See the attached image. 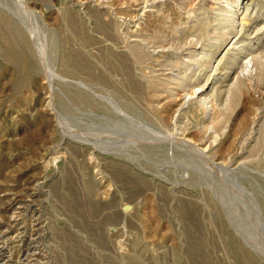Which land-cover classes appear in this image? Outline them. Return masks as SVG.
Segmentation results:
<instances>
[{"label":"rangeland","instance_id":"obj_1","mask_svg":"<svg viewBox=\"0 0 264 264\" xmlns=\"http://www.w3.org/2000/svg\"><path fill=\"white\" fill-rule=\"evenodd\" d=\"M239 3L0 0V264H264V0ZM201 87L206 115L177 100Z\"/></svg>","mask_w":264,"mask_h":264},{"label":"bare ground","instance_id":"obj_2","mask_svg":"<svg viewBox=\"0 0 264 264\" xmlns=\"http://www.w3.org/2000/svg\"><path fill=\"white\" fill-rule=\"evenodd\" d=\"M162 1V0H161ZM238 1V0H237ZM242 1L243 0H240V3H239V5L242 3ZM152 4H154L153 2H152ZM149 5V4H148ZM225 5V4H224ZM238 5V6H239ZM147 6V5H146ZM118 7V6H117ZM139 8V7H138ZM137 8V9H138ZM141 9V8H140ZM229 9V8H228ZM231 9V8H230ZM233 9V8H232ZM123 10V9H122ZM144 11V10H143ZM142 11V12H143ZM136 12V11H135ZM188 13V12H187ZM133 14V13H132ZM138 14H139V12H138ZM142 14H144V13H142ZM185 14V13H184ZM229 14V13H228ZM142 16V15H141ZM231 16V15H230ZM187 18H188V16H186ZM135 18V17H134ZM133 18V19H134ZM4 17L2 16V14L0 13V28H1V30H3V27L4 28H6V35H8V36H15L14 35V29L12 28V27H10L9 26V24L8 23H5L4 22ZM127 19V18H126ZM189 19V18H188ZM187 19V20H188ZM225 19V18H224ZM129 21V20H128ZM120 22V21H119ZM223 22V21H222ZM229 22V21H228ZM117 23V22H116ZM184 23V22H183ZM124 24V23H123ZM136 24V23H135ZM186 24V23H185ZM222 24V23H221ZM117 25V24H116ZM183 25V24H182ZM187 26V25H186ZM229 27V26H228ZM178 30V29H177ZM119 33V32H118ZM226 34H227V32H226ZM191 36V35H190ZM16 38V37H15ZM14 38V39H15ZM148 38V37H147ZM181 38V37H180ZM222 38V37H221ZM17 39V38H16ZM136 39V38H135ZM138 39V38H137ZM140 39V38H139ZM224 39V38H223ZM12 42V41H11ZM184 42V41H183ZM234 42V41H233ZM198 44V43H197ZM232 45V44H231ZM263 45V44H262ZM186 46V45H185ZM195 47V46H194ZM196 49V48H195ZM188 51V50H187ZM194 51H196V50H194ZM203 51V50H202ZM190 53V52H189ZM244 53V52H243ZM195 55H198V53L197 54H195ZM203 56H205V55H203ZM202 56V57H203ZM156 57V56H155ZM263 57V56H262ZM263 60H264V58H263ZM243 61H244V59H243ZM207 62V61H206ZM169 63V62H168ZM193 64V63H192ZM197 64V63H196ZM163 66V65H162ZM195 66V65H194ZM159 69V68H158ZM264 70V61H262L261 60V57H260V55H258V54H252V53H250L248 56H246V59H245V61H244V63H243V69L242 70H244V73L241 75V77L243 76H248L249 77V79L251 78H253V79H255V78H257L258 77V75H261L259 72H258V70ZM239 70V69H238ZM190 71H191V69H190ZM152 73V72H151ZM240 73V72H239ZM242 73V72H241ZM235 76V75H234ZM167 77V79H168V81L169 80H173V77L172 76H166ZM239 75H237L235 78V80L233 81V82H231L232 84H231V87H235L236 85H237V83H238V80H241L242 78H241ZM151 78V77H150ZM156 78V77H155ZM165 79V78H164ZM247 79V78H246ZM248 79V80H249ZM161 80V79H160ZM166 80V79H165ZM231 80V79H230ZM247 81V80H246ZM257 81V80H256ZM254 82V81H253ZM178 83V85L179 84H182V81H178L177 82ZM169 83L168 82H166L165 84H163V86H167ZM220 85V84H219ZM169 86V85H168ZM222 86V85H221ZM202 87H203V85H202ZM196 88L191 94H189V92L187 93V95L186 96H182L181 94V96H178V99H177V97H176V99L178 100V101H182L181 102V104L182 103H185V102H187V101H189V100H191V99H195V100H197V102L199 103V105L203 108V110H204V114L206 115V114H208V113H210V110H211V102H212V99H213V94L212 93H210V92H208L207 94L205 93V89H203V88ZM224 87V86H223ZM236 88V87H235ZM173 89V88H172ZM192 89H194V88H192ZM154 91V90H153ZM221 91V90H220ZM177 92V91H176ZM184 92V91H183ZM257 93V92H256ZM161 94V93H160ZM163 94V93H162ZM230 96V95H229ZM224 98H226V97H224ZM227 100V99H226ZM226 102V101H225ZM180 103V102H179ZM168 104V103H167ZM164 105V104H163ZM180 107V106H179ZM181 109V108H180ZM183 109V108H182ZM179 111V110H178ZM212 111V110H211ZM203 112V111H202ZM204 117V116H203ZM213 118H215V117H213ZM205 120V119H204ZM207 120V119H206ZM170 128V127H169ZM175 128V127H174ZM208 129V128H207ZM211 130V129H210ZM207 133V132H206ZM205 133V134H206ZM214 135V134H213ZM182 136V135H181ZM185 136V135H184ZM204 137H205V135H204ZM187 138V137H186ZM213 138V137H212ZM181 140V139H180ZM184 141H186L187 143L188 142H190V141H188L187 139H185ZM198 144V143H197ZM213 144V143H212ZM212 144H211V142H208V140L206 141L205 140V142H204V144H203V142H202V146L201 147H199L198 148V153L199 152H202V153H204L203 154V157L205 156V154L207 153V152H209L210 150H211V146H212ZM196 145V144H195ZM200 146V145H199ZM197 149V148H196ZM201 151H200V150ZM214 149V148H213ZM207 156V155H206ZM205 156V157H206ZM208 157V156H207ZM229 157V156H228ZM205 159V158H204ZM215 164V163H214ZM221 166V165H220ZM228 169V168H227ZM13 208V207H12ZM26 256V255H25Z\"/></svg>","mask_w":264,"mask_h":264}]
</instances>
